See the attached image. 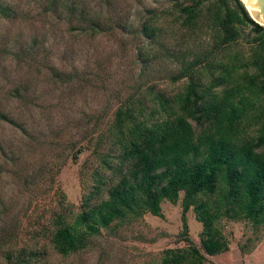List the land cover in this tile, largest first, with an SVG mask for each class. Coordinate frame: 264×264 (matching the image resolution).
I'll return each instance as SVG.
<instances>
[{"label":"rangeland","instance_id":"rangeland-1","mask_svg":"<svg viewBox=\"0 0 264 264\" xmlns=\"http://www.w3.org/2000/svg\"><path fill=\"white\" fill-rule=\"evenodd\" d=\"M191 1L0 0L15 10L12 19L0 16V264H6L12 243L16 248L35 244L40 257L34 264H161L165 250L187 246L179 236L183 195L176 205L162 204L163 218L147 214L131 224L115 223L92 238L87 249L67 257L48 239L33 235L46 232L61 209L74 222L84 197L97 185V171L108 181L115 176L102 170L92 152L101 136L104 153L109 151L114 114L127 99L139 96V87L150 97V88L174 95L187 84V79L171 81L181 69L174 59L144 69L138 52L148 43L141 34L146 20L166 13L171 21L175 4ZM66 6L87 17L100 13L114 30L107 27L105 34L86 38L73 30L79 22ZM244 34L250 35L251 28ZM206 43L204 33L183 30L167 42L173 53L191 48L202 53ZM241 47L247 49V43L241 41ZM59 71L71 80L61 82L55 76ZM17 88L24 90L23 101L14 96ZM49 170L53 175H40ZM61 194L66 197L62 207ZM188 221L190 236L200 247L202 224L193 211ZM221 227L230 250L208 256L211 264H264L263 228L229 220Z\"/></svg>","mask_w":264,"mask_h":264},{"label":"trees","instance_id":"trees-1","mask_svg":"<svg viewBox=\"0 0 264 264\" xmlns=\"http://www.w3.org/2000/svg\"><path fill=\"white\" fill-rule=\"evenodd\" d=\"M64 8L79 22L73 30L86 38L105 34L107 27L114 30L100 13L87 17L77 7ZM165 14L143 24L141 34L148 43L138 57L144 69L174 59L181 69L171 81L187 79V84L174 95L150 88V97L139 87V96L116 110L107 136L109 151L104 153L101 136L92 152L102 170L115 176L108 181L97 171V185L84 197L75 221L61 209L52 215L46 232L33 235L48 239L62 256L84 251L92 238L115 223L131 224L147 214L163 218L162 204L176 205L181 195L179 236L187 246L165 250L161 264H211L208 256L228 252L223 220L264 229V27L240 0H192L176 3L171 21ZM0 16L12 19L15 10L0 3ZM248 27L251 34L246 36ZM178 30L204 33L203 52H171L167 42L175 40ZM55 76L63 83L72 78L60 71ZM23 91L15 89L14 96L23 101ZM49 172L40 175H53ZM107 182L111 185L105 189ZM59 204H66L65 195ZM190 211L203 227L200 247L190 236ZM34 245L16 248L12 243L6 264L37 263L40 253Z\"/></svg>","mask_w":264,"mask_h":264},{"label":"water","instance_id":"water-1","mask_svg":"<svg viewBox=\"0 0 264 264\" xmlns=\"http://www.w3.org/2000/svg\"><path fill=\"white\" fill-rule=\"evenodd\" d=\"M248 10L251 18L259 25L264 27V0H240ZM249 9H248V7Z\"/></svg>","mask_w":264,"mask_h":264},{"label":"bare ground","instance_id":"bare-ground-1","mask_svg":"<svg viewBox=\"0 0 264 264\" xmlns=\"http://www.w3.org/2000/svg\"><path fill=\"white\" fill-rule=\"evenodd\" d=\"M242 1H244V3H246V1L245 0H242ZM247 4V3H246ZM247 7H248V5H247ZM248 9H249V7H248ZM250 10V9H249Z\"/></svg>","mask_w":264,"mask_h":264}]
</instances>
